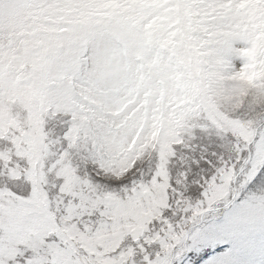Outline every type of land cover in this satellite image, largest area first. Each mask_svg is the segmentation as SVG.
Here are the masks:
<instances>
[{
	"label": "snow or ice",
	"instance_id": "6c2138e0",
	"mask_svg": "<svg viewBox=\"0 0 264 264\" xmlns=\"http://www.w3.org/2000/svg\"><path fill=\"white\" fill-rule=\"evenodd\" d=\"M241 80L264 0H0V264H264Z\"/></svg>",
	"mask_w": 264,
	"mask_h": 264
},
{
	"label": "clouds",
	"instance_id": "9594fccd",
	"mask_svg": "<svg viewBox=\"0 0 264 264\" xmlns=\"http://www.w3.org/2000/svg\"><path fill=\"white\" fill-rule=\"evenodd\" d=\"M239 90L238 98L247 99L249 102L253 99L264 104V87L256 83H251L248 80H241L237 84Z\"/></svg>",
	"mask_w": 264,
	"mask_h": 264
},
{
	"label": "rangeland",
	"instance_id": "374dc122",
	"mask_svg": "<svg viewBox=\"0 0 264 264\" xmlns=\"http://www.w3.org/2000/svg\"><path fill=\"white\" fill-rule=\"evenodd\" d=\"M242 63H243V60L241 59L239 63L233 65V68L238 69L239 66H242Z\"/></svg>",
	"mask_w": 264,
	"mask_h": 264
}]
</instances>
